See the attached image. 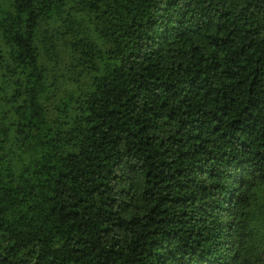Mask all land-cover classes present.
Returning a JSON list of instances; mask_svg holds the SVG:
<instances>
[{"label": "trees", "instance_id": "1", "mask_svg": "<svg viewBox=\"0 0 264 264\" xmlns=\"http://www.w3.org/2000/svg\"><path fill=\"white\" fill-rule=\"evenodd\" d=\"M0 264H264V0H0Z\"/></svg>", "mask_w": 264, "mask_h": 264}]
</instances>
